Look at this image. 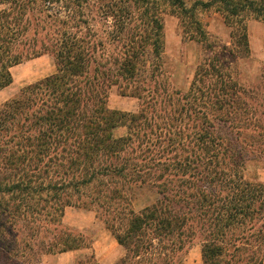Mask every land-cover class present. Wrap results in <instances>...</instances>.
I'll use <instances>...</instances> for the list:
<instances>
[{"label":"trees","instance_id":"obj_1","mask_svg":"<svg viewBox=\"0 0 264 264\" xmlns=\"http://www.w3.org/2000/svg\"><path fill=\"white\" fill-rule=\"evenodd\" d=\"M166 9L203 49L184 92L165 68ZM207 9L228 45L198 18ZM248 18L264 22V0H0V90L23 61L55 64L0 106V264L90 248L62 222L73 205L103 220L125 250L117 264H182L196 236L203 264H264V183L244 175L246 153L264 155V96L236 78ZM111 87L137 112L110 109ZM141 188L158 199L135 211Z\"/></svg>","mask_w":264,"mask_h":264},{"label":"rangeland","instance_id":"obj_2","mask_svg":"<svg viewBox=\"0 0 264 264\" xmlns=\"http://www.w3.org/2000/svg\"><path fill=\"white\" fill-rule=\"evenodd\" d=\"M189 2L187 6H189ZM69 4L54 3L49 7L52 12L63 10ZM60 8V9H59ZM64 16L67 13H62ZM198 18L203 22L208 34L218 43H227L229 41V28L225 25L221 14L214 9L200 10L197 13ZM162 24L164 34V62L166 69L175 88L180 91H186L192 81L197 65L203 59V49L201 43L194 40L183 41L179 19L170 13L168 9L162 13ZM247 34L249 41V55L244 59H239L236 78L238 82L246 88H254L257 95L264 96V22L248 18L246 20ZM55 71L53 58L48 55H41L27 61H23L12 68L10 73L11 83L0 91V106L12 98L22 87L51 75ZM107 105L110 109L124 113H135L139 107V100L134 97L122 96L118 88L111 87L108 93ZM115 136L126 134L125 127H119L114 132ZM258 150V149H257ZM253 150L250 154L246 153L244 175L251 181L264 183V155ZM158 199L155 188L139 189L133 200L132 208L140 211L143 208L153 204ZM63 224L71 227L88 238L90 250L85 256L79 258L83 260L92 253V242L101 232L106 236L110 231L105 227L103 220L98 217L94 209H86L77 206H67L64 209ZM83 223L85 228L78 229L72 223ZM106 242L105 238L101 239ZM87 249V248H86ZM103 249V248H102ZM88 252V251H87ZM182 264H203L201 254V241L199 237H194L191 243L179 253ZM42 258V256H41ZM121 259V258H120ZM41 260V259H40ZM119 260L113 264H117Z\"/></svg>","mask_w":264,"mask_h":264},{"label":"crops","instance_id":"obj_3","mask_svg":"<svg viewBox=\"0 0 264 264\" xmlns=\"http://www.w3.org/2000/svg\"><path fill=\"white\" fill-rule=\"evenodd\" d=\"M64 216L65 215H63L62 219H64ZM72 225L81 230L86 226L83 223L77 222L72 223ZM102 238H105L107 241L105 243L102 242ZM90 249L91 248H83L58 254H46L42 256L39 264H78L77 261L79 258L89 253ZM91 254H93L98 264H113L125 255V250L116 242L111 233L106 238L101 232V234L99 233V235L93 239Z\"/></svg>","mask_w":264,"mask_h":264}]
</instances>
